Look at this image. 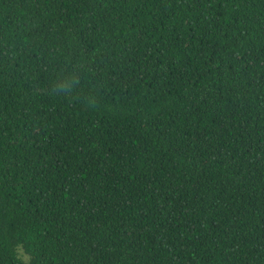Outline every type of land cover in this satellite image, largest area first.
Listing matches in <instances>:
<instances>
[{
    "label": "trees",
    "instance_id": "1",
    "mask_svg": "<svg viewBox=\"0 0 264 264\" xmlns=\"http://www.w3.org/2000/svg\"><path fill=\"white\" fill-rule=\"evenodd\" d=\"M0 264H264V0H0Z\"/></svg>",
    "mask_w": 264,
    "mask_h": 264
}]
</instances>
